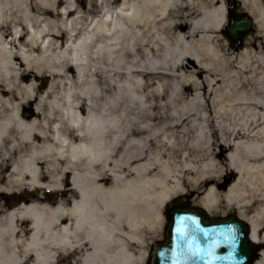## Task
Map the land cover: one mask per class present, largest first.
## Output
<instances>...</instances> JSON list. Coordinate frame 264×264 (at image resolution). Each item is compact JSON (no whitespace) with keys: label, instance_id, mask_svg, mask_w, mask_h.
Here are the masks:
<instances>
[{"label":"bare ground","instance_id":"obj_1","mask_svg":"<svg viewBox=\"0 0 264 264\" xmlns=\"http://www.w3.org/2000/svg\"><path fill=\"white\" fill-rule=\"evenodd\" d=\"M72 72L81 103L56 91ZM23 189L77 198L0 200V264H145L186 195L264 264L263 0H0V199Z\"/></svg>","mask_w":264,"mask_h":264},{"label":"water","instance_id":"obj_2","mask_svg":"<svg viewBox=\"0 0 264 264\" xmlns=\"http://www.w3.org/2000/svg\"><path fill=\"white\" fill-rule=\"evenodd\" d=\"M254 33L245 18L226 28L229 40L236 42ZM187 217L180 224V218ZM166 242L158 244L153 264H253L258 248L249 239V227L235 215L210 221L200 208H186L178 199L167 210ZM183 228V235L177 228Z\"/></svg>","mask_w":264,"mask_h":264},{"label":"rangeland","instance_id":"obj_3","mask_svg":"<svg viewBox=\"0 0 264 264\" xmlns=\"http://www.w3.org/2000/svg\"><path fill=\"white\" fill-rule=\"evenodd\" d=\"M263 2H264V0H263ZM230 6H231V10H230L231 13H230L229 18L231 20V18L233 19L235 16V8H234V4H232ZM243 14L244 13H240L241 16H243ZM234 22L235 21H233V23ZM254 29H255V27H254ZM255 34H256V32H255ZM199 79H200V77H199ZM79 82L80 81L76 78L75 72H72L70 74V78L66 82H63L62 84L60 83V80H53L51 78H48V81L44 82V84L42 86V92L47 91L50 88V86H52L53 84L57 85L58 83H60L58 85V87L56 88V91L58 92V95L60 94L61 96H63L62 99H64V97L66 95H68V98L71 100L70 102L81 103L84 96H83V92H82V84ZM192 91H193V88L192 89L187 88L185 90V93L191 94ZM90 97H91V95H90ZM123 99L126 102L127 98L124 97ZM90 100H92V99L90 98ZM92 103L94 105H97L94 100L92 101ZM62 193L63 192H61V191H50L47 189H37V190L23 189V190H19V191H14V192L10 193L7 196V198L0 199V200L6 201L5 203H7L10 208H17V206L20 205L18 203L19 201H25L26 204L31 203V202H35V203L40 202L41 204H44V205L55 206L60 202L69 203V200L77 198L76 194L73 193L72 191H70V189H67L66 193H64V194H62ZM177 198H184L187 200L188 205H192L191 200L193 197L190 195L181 196V197H177ZM177 198L173 199L170 203H172ZM194 207H196V206H194ZM225 216H227V215H225ZM210 218L216 219V217H210ZM162 221H163V225L161 228L160 236L158 238H156L155 240H153V241L150 240L146 243V250L150 254V257H153V251H154L156 245L159 243L165 242V235H166L165 228L167 225L166 218H165V210L163 211V220ZM148 261L149 260H147V262L145 264H147Z\"/></svg>","mask_w":264,"mask_h":264},{"label":"snow or ice","instance_id":"obj_4","mask_svg":"<svg viewBox=\"0 0 264 264\" xmlns=\"http://www.w3.org/2000/svg\"><path fill=\"white\" fill-rule=\"evenodd\" d=\"M186 219H189V218H187V217H181L179 223L180 224H183V221L186 220ZM177 232L180 233L181 235H183L184 230H183V228L178 227L177 228Z\"/></svg>","mask_w":264,"mask_h":264}]
</instances>
